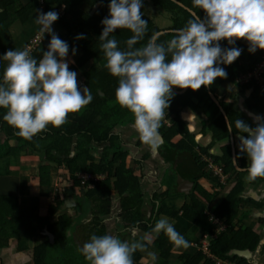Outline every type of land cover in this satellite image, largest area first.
<instances>
[{
  "label": "trees",
  "instance_id": "trees-1",
  "mask_svg": "<svg viewBox=\"0 0 264 264\" xmlns=\"http://www.w3.org/2000/svg\"><path fill=\"white\" fill-rule=\"evenodd\" d=\"M18 1L0 0V83H2L3 71L7 65V61H4L2 56L9 50L13 42L8 21L16 17L15 21L26 23L28 15L38 5L37 0H31L27 6L19 7ZM43 1L45 13L53 11L55 7L64 6V15L54 22V26L58 28V31L53 28L54 26H52V29L60 39L66 41L69 45V53L66 58L69 63V70L75 71L77 74L83 72L85 85L90 90L93 99L80 112L69 114L68 122L62 127L55 128L49 125L45 131L37 134L32 140H25L17 136V130L3 120L7 110L0 108V160L6 157H20L31 150L39 156L38 172L41 186L49 184L47 165L64 168L70 175V181L74 187L78 185L77 176L80 174L105 177L101 181L88 184V189L86 188L85 199L90 204L91 222L82 226L85 231L84 241H88L93 234L97 236L106 234L104 221L112 215L111 198L113 193H117L121 225L116 236L129 242V238L133 233L131 230H139L142 234L135 241L145 243L146 250L150 247L155 252L157 260L154 264H168L174 245L163 232L157 234L152 231V228L160 216H167L172 219L177 216L176 213L169 212L159 205L164 196H170L169 192L164 196L157 194L152 196L150 217L146 219L142 212L144 200L139 180L126 167L127 153L123 152L122 149L124 143L122 132L117 133L118 129L124 130L127 126H133L134 117L129 110L116 103L115 89L118 87V79L108 72L104 53L100 49L99 36L103 29L101 20L108 15L110 0ZM150 1L154 7L165 11L171 16L172 26L167 30H160L149 17L143 15L142 18L148 21L147 31L143 39L134 45V48L146 45L149 38L159 32L170 33L158 36L157 43L169 41L174 35V30L183 27L187 20L193 17L188 10L186 11L183 7L180 8L171 0ZM178 1L203 18V11L194 9L191 0ZM81 34L86 38L75 39ZM131 36L132 33L126 29H119L112 34V37L119 42V47L122 50H126L125 41ZM50 39V35L46 34L42 44L37 46L30 55L39 60L43 51L47 50ZM224 42L221 41L220 45L225 46ZM73 48L76 49L75 55L72 54ZM261 53L262 50H260L259 58ZM220 67L226 70L227 79L234 82L236 78L232 76L229 65L222 64ZM223 82L222 78H217L210 87L202 86L197 91L188 89L181 95L174 94L170 107L165 110L166 118L171 120L172 123V127L166 131L163 137L165 143L169 146V153L178 152L182 155H190L195 162L198 160L194 153L196 145L186 126L180 120V113L183 110H189L196 114L202 113L209 120L206 130L212 134V143L208 149L200 150L202 154L210 156L209 150L213 145L228 139L229 132L225 119L210 99L208 92L209 90L214 95ZM245 85L242 92L252 90V94L245 104L251 110L264 112V90L254 83ZM173 90L182 92L184 89L173 88ZM221 107L227 120L231 122L232 134L234 136L244 135L238 133L235 128V120L241 119L240 115L229 111L225 106L221 105ZM176 137H180V140L174 144L172 140ZM11 141L15 142L13 147L9 144ZM236 160L242 170L246 168L248 163L246 154L236 153ZM216 162L224 166V173L235 172L232 166L230 147L224 149L223 157ZM198 169L201 175L192 179L194 184L193 195L199 194L208 202L209 198H207L201 186L198 185L201 178H207V175L203 172L206 169V164H200ZM235 173L238 176L236 187L233 188L215 212L217 218L227 226V229L219 233L216 238L211 239L210 253L221 261L249 264L246 259L231 254L235 250L253 251L257 244V235L254 232L241 228L234 223V207L240 202L245 186L243 178L247 174L246 172ZM259 182H264V178H257L252 184ZM171 189L173 192L175 191L174 186ZM72 198L76 200L75 216L73 218L66 215L60 216L55 223L50 224L49 220L54 218L64 206L65 199H58L59 203L49 207L46 219H28L18 216L17 197L0 196V248L7 247L9 239H16L17 249L19 251L25 250L28 239L38 235L42 228H46L51 239H53L52 241H50V238L46 239L34 247L32 250L33 264H86L84 259L79 260L78 250L67 236V229L73 224L79 223L80 219L79 202H77L75 193ZM202 212L203 208L199 202L194 200H191L189 205L182 208V214L193 220H197ZM148 237L149 239H147ZM142 252L138 250L133 254L134 264H141ZM180 260L182 264H214L201 251L193 256H180Z\"/></svg>",
  "mask_w": 264,
  "mask_h": 264
},
{
  "label": "clouds",
  "instance_id": "clouds-1",
  "mask_svg": "<svg viewBox=\"0 0 264 264\" xmlns=\"http://www.w3.org/2000/svg\"><path fill=\"white\" fill-rule=\"evenodd\" d=\"M191 3L194 9L203 11V18L196 15L188 19L165 43H157L153 34L139 48L134 45L143 39L148 27V21L142 18V0H110L108 15L101 20L100 49L108 72L118 79L115 101L133 114L139 140L152 150L159 147L158 130L174 98L173 88L197 91L202 86L210 87L217 78H227L220 65H231L243 50L221 47V41L235 45L243 39L250 53L264 50V0H191ZM58 18L55 11L36 16L41 31L51 37L39 60L30 55L28 48L10 49L2 56L7 61L0 83V108L7 110L3 120L25 140H32L49 125L62 127L69 114L80 112L93 99L87 87L82 91L79 88L77 73L69 70L66 60L69 45L51 27ZM119 29L132 33L125 41L126 50L112 37ZM84 38L83 34L75 37ZM72 54H76L75 48ZM254 122L256 126L252 127L239 118L235 120L236 130L244 134L238 136V148L248 159L243 168L247 183L264 178V118L256 115ZM227 128L231 132L229 120ZM152 231L163 232L177 248L190 247L167 217L158 219ZM138 250L145 251L146 244L130 243L109 234H93L78 249L89 264H134L133 254ZM148 255L153 262L157 259L154 252Z\"/></svg>",
  "mask_w": 264,
  "mask_h": 264
},
{
  "label": "crops",
  "instance_id": "crops-1",
  "mask_svg": "<svg viewBox=\"0 0 264 264\" xmlns=\"http://www.w3.org/2000/svg\"><path fill=\"white\" fill-rule=\"evenodd\" d=\"M30 1L31 0H19V7L27 6ZM37 4V7H35L28 15L26 23L23 24L18 21H12L14 17L9 20V29L13 38V42L9 50H23L27 40L42 27L36 23V16L39 13H43V10L39 7L38 0ZM142 5L141 11L154 22L156 27L160 30H167L168 28H171V16L165 13V11L154 7L150 0H142ZM64 10V6L55 7L53 9V11L58 13L59 18L64 15ZM52 26H54V23ZM53 28L55 30L58 29L55 26ZM224 45L225 46L221 47H239L243 51L240 57L229 65L231 74L233 77L235 76L236 79H234V82H231L227 78H222L224 82L220 85L213 96L220 105L225 106L229 111L238 113L241 119H243L247 124L255 127L254 117L259 115L264 118V112L251 110L248 108L247 104H245L250 98L252 90H244L242 92L243 86L246 85L239 81V76L243 75L246 71L253 67L254 63L259 59L260 50L257 49L255 53H250L248 51V43L243 39L236 41L235 45H229L227 41H225ZM77 82L80 89L86 86L85 79L83 78V72H79L77 74ZM180 120L186 126L196 145L194 150V153L198 158L196 162L190 155H182L178 152L169 153V146H167L163 138L168 129L164 126L162 127V124L158 132L160 139L162 138L163 141H160L159 147L155 150H152L148 145L139 140L138 134L133 126H127L124 130H117V133H121L122 131L124 132L122 134V138L124 140L122 149L123 152L127 153L125 164L126 167L133 172V176L137 177L139 180L141 194L144 200L142 209L144 216L146 219H149L150 217V202L154 194L164 196L169 192L170 196H164L159 202V205L169 212L176 213L177 216L174 219L167 216H160L159 219L161 217H167L169 222L173 224L176 231L184 236L190 243V247L188 248H177L174 246L171 251V257L168 264H182L180 256L195 255L197 252H200L198 249V243L204 237L211 241L212 237L214 238L215 235L217 236L214 231V229H218L215 221L218 220L220 223L223 222L215 215L216 209L226 199L233 188L236 187L238 176L235 172H246L239 167L237 160L236 166H238L241 171L235 169L233 164V149L235 152V158L236 153H240L238 148V136L233 135L232 141L228 137V139L216 143L209 150L210 156H206L205 154H202L200 150L208 149L212 143V134L206 130L209 125L208 118L202 113L196 114L189 110H183L180 113ZM168 122L171 124V120L168 119ZM179 140L180 137H176L172 140V143L176 144ZM9 144L13 147L15 142L11 141ZM226 147H230L232 166L235 172L231 171L229 173H225L227 180L224 185H220L217 180L212 177L210 170L206 168L207 173L205 174L207 175V178H201L198 181V185L201 186L207 195V198H209L208 202L205 198L199 199L197 195H193L192 191H194V185L191 191L187 194L179 192L180 190H178V188L185 181H192L193 178H197L201 175L198 168L200 164H204L202 161L204 157L212 158V160L216 162L223 157V151ZM30 151L31 150H28V152L24 154L26 155L25 157H36L34 156L36 154ZM36 160L39 162V156ZM22 162L23 159H19V157H6L0 160V196L18 197V195H16L17 192H15L17 191V187H13V185H16V182H18L21 177L25 178V180L29 183L32 180L31 176L33 170L30 171V168L27 167L26 163ZM132 164H134L135 167H133L134 165L132 166ZM243 180L245 182V177ZM36 184L38 185V182H36ZM170 185L174 186V192L172 191V186ZM85 192L86 190L83 193H79V191L75 193L77 202H79L80 219L79 223L73 224V226L67 229L68 239L76 246L77 250L81 248L85 242H87L84 241L85 231L82 229V226L91 222L90 204L85 199ZM51 198L54 200L55 196L53 194L52 187L49 185L44 186V188H41L40 190L38 189L34 195L31 191L24 193L23 195L20 194L17 198L18 216L20 218L28 219H46L49 207L55 205L51 204V202H54ZM60 198L65 199L62 196ZM72 200L75 202L76 206V200H74V198L70 199V201ZM191 200L199 202L203 208V212L197 220H193L182 214V208L189 205ZM64 206L60 209V211H58L54 218L49 220L50 224L55 223L57 218L60 216L66 215L69 218H73L75 216V206ZM113 208H115V211ZM111 212L112 215L110 218L104 221L106 234H109V230H111L110 228L115 226L113 235L116 236V233L120 231L121 225L119 217V197L117 193L112 194ZM203 213L208 215V218H205ZM233 213L235 215V217H233L235 224L241 228L248 229L257 235V244L253 251L245 250L236 253L238 250H235L232 251L231 254L238 255L239 257L246 259L249 264H264V182H259L257 184L245 182L240 202H238L234 207ZM141 234L139 230H135L129 238V242L131 243L135 241V239ZM49 238L50 241H52L53 238L51 239L49 231H47L46 228H42L38 235L28 239L27 248L21 251L17 249V240L9 239L7 247L5 246L0 248V264H33L32 250L38 244ZM147 239H149V237ZM149 252H153L150 247L142 252L141 264H154L156 262L157 259L154 262L152 261L151 257L148 255ZM77 255L79 260L84 259L86 264H89L82 253L78 251Z\"/></svg>",
  "mask_w": 264,
  "mask_h": 264
},
{
  "label": "rangeland",
  "instance_id": "rangeland-1",
  "mask_svg": "<svg viewBox=\"0 0 264 264\" xmlns=\"http://www.w3.org/2000/svg\"><path fill=\"white\" fill-rule=\"evenodd\" d=\"M15 20H16V17H14L12 19V21H15ZM39 29L27 40L26 44H29V42L38 33ZM26 44H25V46H26ZM25 46H24V48H25ZM164 121L165 120H163L161 122L162 127L164 126L166 129H168L165 126V124L168 122V119L165 122ZM171 125H172V123L170 124V126ZM123 133L124 132L122 131V134ZM25 156L26 155L22 154L19 157V159H23L22 163H26L27 167L30 168V171L33 170V173H32V176H31V179L33 181L31 180L30 183H29V182H27L25 180V178H22V177L19 178L18 182H16V185H13V187H17V191H15V192H17L16 195H18V197L20 196V194L23 195L24 193H27L29 191H31L33 193V195H34L35 192L38 191V189L40 190L41 188H44V186L39 185V181H38L39 180V172H38V166H39L38 163L39 162L36 160L38 155L36 154V155H34L36 157H30V158H26ZM133 165L134 164H132V166ZM47 166H48V169H49V175H48L49 176V184L48 185L52 187V191H53V194L55 196L54 200H52V198H51V200L54 201V202H51V204L59 203L58 199H62V198H59V196L64 197L65 201L69 202L71 197H73L74 193H76L78 191H79V193L80 192L83 193L86 190L87 187L81 186L80 183H79V179L78 178H77L78 185L76 187H74L72 185L73 183L70 181V175L68 174V172L64 168H60V167L55 166V165H47ZM133 167H135V165ZM203 172L207 173V169H205ZM102 179H105V177H103ZM36 182H38V185L36 184ZM192 192L194 193V191H192ZM194 195H197V194H194ZM197 197L199 199H202V197L199 196V195H197ZM114 202H115V199H114ZM114 209L115 208H113V210ZM72 215H73V213H72ZM204 216H205V218L206 217L208 218V215L204 214ZM216 224L218 226V229H214V231H215V234H217V236L219 235V233H222L223 231H226L227 226L225 224H223V223H216ZM110 229L111 230H109V235H113V233L115 231V226L111 227ZM140 234H141V232H140ZM214 238H216V235L214 236ZM214 238H212V239H214ZM236 263L237 262H234V263H231V264H236Z\"/></svg>",
  "mask_w": 264,
  "mask_h": 264
},
{
  "label": "built area",
  "instance_id": "built-area-1",
  "mask_svg": "<svg viewBox=\"0 0 264 264\" xmlns=\"http://www.w3.org/2000/svg\"><path fill=\"white\" fill-rule=\"evenodd\" d=\"M39 7L43 10V13H45L44 10V1L38 0ZM48 34L46 32H42L41 28L39 29L38 33L35 35V37L29 42V44H26L25 48H28L30 50V53L40 44H42L44 36ZM239 81L243 84L247 83H254L258 87L264 90V50H262L260 58L257 60V62L254 63L253 68L246 71L243 75L239 76ZM166 121V118H164ZM164 121V122H165ZM165 126L170 129L172 125L170 126V123H166ZM202 161L206 164V168L210 170V173L214 179L217 180L218 184L224 185V183L227 180V177L224 173V166L221 163H217L212 160V158H203ZM79 179V183L83 187H87L88 184L101 181L103 180V177H94L91 175L86 174H80L77 176ZM215 223H220L218 220L215 221ZM213 238V237H212ZM211 238V239H212ZM198 249L203 254H205L209 259H211L214 264H231L233 262L230 261H221L220 259L216 258L210 253V241L209 239H206L204 237L199 243H198Z\"/></svg>",
  "mask_w": 264,
  "mask_h": 264
},
{
  "label": "water",
  "instance_id": "water-1",
  "mask_svg": "<svg viewBox=\"0 0 264 264\" xmlns=\"http://www.w3.org/2000/svg\"><path fill=\"white\" fill-rule=\"evenodd\" d=\"M171 1H173L174 3H176L177 5H179L180 8L183 7V9L185 8L186 11L188 10V12H189L193 17L196 16L195 12H193V11H191L190 9H188L187 7H185L184 4H183L182 2H180V1H178V0H171ZM165 33H170V32H159L158 34H156V36L158 37V36H160V35H162V34H165ZM85 87H87V86H85ZM85 87L81 88V91H82ZM87 88H88V87H87ZM186 90H188V89H184L182 92H175V91L172 89L173 93H174V94H178V95L183 94ZM208 92H209V97H210V99H211V100L213 101V103L217 106V108L219 109L220 114L224 117L225 122H226V124H227L228 120H227V117H226V115H225L224 110L222 109L221 105L218 103V101H217V100L215 99V97L210 93L209 90H208ZM229 138H230L231 141L233 140V134H232V132H229ZM160 141H163L162 138L160 139ZM232 156H233V164H234L235 169H237L238 171H241V169L238 168V166H236V158H235V152H234V149H233V152H232ZM193 185H194V184H193L192 181H185V182H184V183L178 188V190H180V191H179L180 193L187 194V193H189V192L191 191ZM65 206H66V207H71V206L74 207V206H75V202H74L73 200H72V201H69V202H66V203H65ZM65 206H64V207H65ZM238 252H240V251H236V253H238ZM239 254H240V253H239Z\"/></svg>",
  "mask_w": 264,
  "mask_h": 264
}]
</instances>
